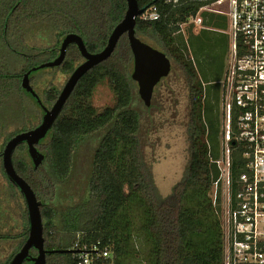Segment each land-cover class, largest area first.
Segmentation results:
<instances>
[{
	"label": "trees",
	"instance_id": "16d2710c",
	"mask_svg": "<svg viewBox=\"0 0 264 264\" xmlns=\"http://www.w3.org/2000/svg\"><path fill=\"white\" fill-rule=\"evenodd\" d=\"M137 1L140 8L156 6L162 17L138 19L136 36L143 42H156L188 86L190 158L183 182L163 199L146 168L140 117L132 108L137 84L132 79L134 58L127 35L107 61L80 80L47 137L36 145L45 155L44 162L36 168L27 144H22L14 153V166L41 204L45 249H69L77 241L100 242L101 247L112 249L114 262L101 259L94 264H129L131 259H139V264H224L222 218L213 210L211 190L219 176L212 160L221 155V83L226 71L214 74L209 54L218 40L210 30H226L229 19L205 11L207 29H199L186 24L206 4L203 0H181L178 5L166 4L167 0ZM126 11V0H0V172L6 182L0 183V264H10L29 235L27 205L5 173L2 152L9 140L36 128L45 115L37 100L23 90L24 75L56 59L69 34L81 36L90 53L102 51ZM224 41L228 47L227 36ZM72 50L83 60L74 45L68 53ZM77 63L66 57L57 70L71 74ZM212 75L219 79L216 88L210 81ZM105 84L114 94V105L98 111L92 101ZM61 89L46 87L41 100L47 109L55 104ZM97 134L102 137L94 153L86 200L56 211L52 196L56 197L58 186L70 175L77 146ZM233 149L236 180L244 171L243 148ZM237 190L235 185L234 194ZM138 210L143 215L140 224L133 219ZM16 222L19 225H13ZM1 228H8V233ZM135 237L147 245L144 256L136 249ZM3 246L4 250L10 246L6 255ZM47 264L76 262L71 254L55 253L47 257Z\"/></svg>",
	"mask_w": 264,
	"mask_h": 264
},
{
	"label": "built area",
	"instance_id": "2783aa9c",
	"mask_svg": "<svg viewBox=\"0 0 264 264\" xmlns=\"http://www.w3.org/2000/svg\"><path fill=\"white\" fill-rule=\"evenodd\" d=\"M180 1L167 0L166 4L178 5ZM203 1L206 4L186 26L207 29L202 12L222 15V10L213 7L224 4L229 11L230 54L221 83L223 141L220 157L212 160L219 176L211 190L213 210L222 218L224 264H264V0ZM161 17L154 6L138 19L157 21ZM235 146L243 148L244 159V171L236 180ZM71 250L76 264H94L101 259L114 262L112 249L101 247L100 242L77 241Z\"/></svg>",
	"mask_w": 264,
	"mask_h": 264
},
{
	"label": "rangeland",
	"instance_id": "374dc122",
	"mask_svg": "<svg viewBox=\"0 0 264 264\" xmlns=\"http://www.w3.org/2000/svg\"><path fill=\"white\" fill-rule=\"evenodd\" d=\"M213 8L222 10V15H228L229 11L226 4L214 6ZM210 31L213 35L218 36V40L213 43V49L209 54L213 59L214 67L217 68H214V74L216 70L219 72L221 70L224 74L230 54V36L227 33L229 32V26L224 31L218 29H211ZM226 36L229 41L228 47L226 46V40L224 41ZM144 42L156 49L158 48L156 42L147 40H144ZM67 57L76 60L78 65L82 62L75 50H72L71 53L69 52ZM68 76L69 74L63 73L60 69L40 70L33 73L32 77L34 79L31 85L34 83L38 84V86L35 85V91L42 99L47 86L62 88ZM217 80L219 79L216 78V75H212L210 78V81H213L212 86L215 88L216 85L214 83ZM134 91L135 97L132 108L140 117L139 139L145 165L159 195L166 199L183 182L189 164L188 122L190 99L186 79L183 73L172 63L171 74L169 77L164 78L155 88L152 105L149 109L145 107L139 95L137 96V86ZM92 103L98 111L114 105V94L108 85H102L96 90ZM101 137L102 134H97L85 138L77 146L72 171L68 178L58 186L56 197L52 196V198L54 197L53 201H51L52 206H54L56 211L62 212L86 200L93 157ZM4 182L5 180L0 172V183L4 184ZM133 219L137 224L142 222L143 215H141L139 210L135 212ZM8 225H11V222ZM13 225L19 224L16 222ZM16 230L18 231L17 228ZM16 230H12L13 233L17 232ZM8 231V228H1L3 233H8ZM54 233L57 234L55 231ZM135 241L137 242L136 249L139 250L141 256H144L147 252V245L140 241L139 237H135ZM4 246L2 251L5 254L9 252L10 246L6 250H4ZM139 262V259L129 260V264H139Z\"/></svg>",
	"mask_w": 264,
	"mask_h": 264
},
{
	"label": "water",
	"instance_id": "95a60500",
	"mask_svg": "<svg viewBox=\"0 0 264 264\" xmlns=\"http://www.w3.org/2000/svg\"><path fill=\"white\" fill-rule=\"evenodd\" d=\"M127 11L124 19L114 28L108 39L106 47L98 53H90L85 42L78 34H69L62 42L59 56L50 62L43 63L29 70L23 78L22 88L31 94L44 110L45 115L40 125L29 131L20 133L13 137L6 144L2 152V162L5 173L9 180L15 184L24 196L29 220V236L20 249L13 257L10 264H24L30 258L33 248L38 251V255L32 259L33 264H47L48 253L73 254V250H53L45 249V237L41 204L29 183L22 178L16 171L13 156L16 149L27 144L28 153L35 167H39L45 160L36 145L45 139L49 131L53 128L56 120L65 108L68 100L75 91L80 80L87 75L93 68L107 61L114 53L120 39L127 35L129 46L134 58L132 79L138 86V93L146 107L150 108L155 88L160 82L170 76L172 62L162 51L143 42L136 36V25L138 18L145 13L148 8H140L137 0H126ZM70 45H76L85 62L80 64L71 74L69 80L64 85L58 100L51 109H47L30 82V76L37 71L54 69L60 67L66 59L67 50Z\"/></svg>",
	"mask_w": 264,
	"mask_h": 264
},
{
	"label": "flooded vegetation",
	"instance_id": "af4514ba",
	"mask_svg": "<svg viewBox=\"0 0 264 264\" xmlns=\"http://www.w3.org/2000/svg\"><path fill=\"white\" fill-rule=\"evenodd\" d=\"M66 36H67V35H66ZM66 36H65V37H66ZM64 39H65V38H64ZM64 39H63V41H64ZM63 41H62V42H63ZM61 45H62V44H61ZM74 46H75L76 49L79 51L78 47H77L76 45H74ZM68 48H69V47H68ZM60 49H61V46H60ZM60 49H59V53H58L57 57H58L59 54H60ZM79 53H80V52H79ZM67 54H68V50H67ZM80 55H81V54H80ZM81 56H82V55H81ZM57 57H56V58H57ZM66 57H67V55H66ZM82 58H83V57H82ZM54 60H55V59H54ZM65 60H66V59H65ZM84 62H85V59L83 58V60H82V62H81L80 64H82V63H84ZM63 63H64V62H63ZM80 64H79V65H80ZM62 65H63V64H62ZM62 65H61V66H62ZM79 65H78V66H79ZM61 66H60V67H57V68H54V69H48V70H57L58 68H61ZM78 66H77V67H78ZM77 67H76V68H77ZM76 68H75V69H76ZM72 73H73V72H72ZM72 73H71V74H72ZM132 73H133V71H132ZM71 74H69L67 80H69ZM65 76H66V75H65ZM66 82H67V81H66ZM65 84H66V83H65ZM65 84H64V85H65ZM63 87H64V86H63ZM63 87H62V89H63ZM62 89H61V91H62ZM61 91H60V93H61ZM59 95H60V94H59ZM71 96H72V95H71ZM58 98H59V96H58ZM70 98H71V97H70ZM57 100H58V99H57ZM68 101H69V100H68ZM55 103H56V102H55ZM52 107H53V106H51V108H52ZM51 108H48V109H51ZM63 110H64V109H63ZM28 236H29V235H28ZM27 238H28V237H27ZM46 250L50 252V251L57 250V249L54 248V249H46ZM69 250H71V248H69ZM50 254H55V253H48V254H47V257H48ZM37 255H38V251H37L35 248H33V249L31 250V252H30V258H29L27 261H25L24 264H33L32 259H34ZM47 257H46V259H47Z\"/></svg>",
	"mask_w": 264,
	"mask_h": 264
},
{
	"label": "crops",
	"instance_id": "0c3cea01",
	"mask_svg": "<svg viewBox=\"0 0 264 264\" xmlns=\"http://www.w3.org/2000/svg\"><path fill=\"white\" fill-rule=\"evenodd\" d=\"M227 16V15H226ZM228 17V16H227Z\"/></svg>",
	"mask_w": 264,
	"mask_h": 264
}]
</instances>
